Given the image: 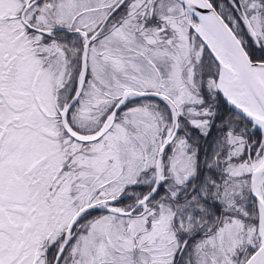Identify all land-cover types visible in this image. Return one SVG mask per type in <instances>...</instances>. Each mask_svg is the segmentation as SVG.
Returning a JSON list of instances; mask_svg holds the SVG:
<instances>
[{
    "label": "snow or ice",
    "instance_id": "1",
    "mask_svg": "<svg viewBox=\"0 0 264 264\" xmlns=\"http://www.w3.org/2000/svg\"><path fill=\"white\" fill-rule=\"evenodd\" d=\"M0 264H264V0H0Z\"/></svg>",
    "mask_w": 264,
    "mask_h": 264
}]
</instances>
